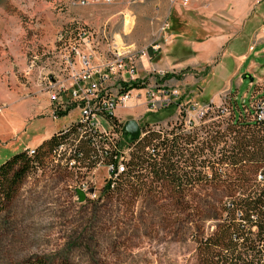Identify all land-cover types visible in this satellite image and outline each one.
<instances>
[{
    "label": "rangeland",
    "instance_id": "374dc122",
    "mask_svg": "<svg viewBox=\"0 0 264 264\" xmlns=\"http://www.w3.org/2000/svg\"><path fill=\"white\" fill-rule=\"evenodd\" d=\"M220 1H229L242 14L257 2ZM189 6L180 0H88L86 4L78 0H0V164L22 151L16 144H6L13 135L9 136L5 117L22 116L21 122H16L20 129L16 139L26 143L41 134L57 133L79 115L80 109L74 107L66 116L52 117V90L58 85L51 87L48 79L50 74L64 78L65 69L78 75L86 66L85 57H74V48L88 56L89 66L92 62L105 66L116 52L124 62L118 68L125 74L133 73L130 67L139 77L173 74L167 87L178 88L183 95L179 101L184 104L187 100L230 103L235 96L230 82L240 105L244 99L249 101L254 88L249 79L243 81L245 70L233 74L235 61L227 45L240 31L238 15L234 9L215 17L194 15ZM253 25L264 29V0L257 5L246 31ZM225 31L228 38L224 42L226 37L219 35ZM80 36L86 37L87 44L81 43ZM92 43L95 50H91ZM156 43L161 48L152 55ZM252 62L254 58H249L248 63ZM255 62L264 68L263 57ZM238 80L243 81L239 87ZM87 84L88 80L74 81L77 89ZM145 92L134 89L117 107L119 125L131 120L145 125L146 114L161 119L175 111L158 106L160 98ZM184 107L179 108L178 116L150 126L164 130L180 126L178 118L188 106ZM230 120L229 116L208 115L186 132L202 131L212 124L225 128ZM62 161L50 156L44 166L34 169L1 213L0 264H17L37 256L75 264H199L191 237L193 224L184 225L181 234L161 228L160 212L144 198L127 202L120 190L105 189L106 167L78 168ZM199 194L207 196L204 191ZM212 223H207L210 232Z\"/></svg>",
    "mask_w": 264,
    "mask_h": 264
},
{
    "label": "trees",
    "instance_id": "16d2710c",
    "mask_svg": "<svg viewBox=\"0 0 264 264\" xmlns=\"http://www.w3.org/2000/svg\"><path fill=\"white\" fill-rule=\"evenodd\" d=\"M172 77L167 74L163 79ZM139 84L134 82L128 89ZM180 103L174 104L179 107ZM174 104L170 108L176 111ZM73 108H61L58 116L68 115ZM102 114L118 131L117 118L109 112ZM240 117L231 118L225 128L212 124L202 131L186 132L181 125L171 130L152 129L150 122L165 117L146 114L145 125L140 124L146 134L133 142L131 159L114 187L105 189L120 190L127 202L144 198L160 212L161 228L181 234L184 225L193 224L191 237L199 264H264V121L247 122ZM82 127L74 123L69 130L44 140L34 154L24 149L0 164V215L26 178L50 156L86 169L116 163L115 157L123 153L121 139ZM200 191L207 196H200ZM17 264L75 263L37 256Z\"/></svg>",
    "mask_w": 264,
    "mask_h": 264
},
{
    "label": "built area",
    "instance_id": "2783aa9c",
    "mask_svg": "<svg viewBox=\"0 0 264 264\" xmlns=\"http://www.w3.org/2000/svg\"><path fill=\"white\" fill-rule=\"evenodd\" d=\"M86 1L88 0H78V2L82 4H86ZM107 1L112 2L114 0ZM180 1L185 6H189L192 2V0ZM261 1L262 0H257V3ZM80 37L81 43H86V37ZM96 48V44L92 43L91 50H95ZM160 48L161 45L159 43L153 45L154 52H159ZM73 50L75 58L82 56L85 57L84 62L86 63V66H83L80 69V73L78 75L76 71L71 72L70 69L64 70V78L60 77L58 74L48 75L51 87L55 84L58 85L52 90L54 92L52 94V117L58 118V111L61 108L65 111L69 107H78L80 112L77 118L70 124L64 126L61 130H69L71 125L74 123L83 124L85 127L93 128L101 134L111 136L112 138L121 139L123 152L122 155H117L115 157V164L104 166L107 168L106 188L109 185L114 187L117 177L120 173L126 170V163H128L131 159V155L128 157V154H130L133 142L139 140L140 138L133 139L131 137L130 139H127V136L130 135L124 134V126L119 125L120 127L117 131L115 126L106 119L104 114H102V111L105 113L109 112L116 117L117 107H119V105L130 96L134 89H145V93L151 98L159 97L160 101L157 103V105L162 108H169L172 104L178 102L181 97H183V95L178 88L169 89L166 84L168 79H163V75L139 77L135 75L134 67H130L131 71L129 70L130 72H133L132 74H125L124 70H120L122 68H118L123 67L124 62L121 59V56L117 55L116 52L113 53L115 56L110 58L106 62L105 66H100L98 64H94L93 62L92 66H89L87 59L88 56L81 54L79 48H74ZM125 68L128 70V67ZM75 80H88L89 84H87L83 89H77L74 87ZM134 82H139L140 84L136 87L128 89V87ZM152 105L155 106L154 103ZM184 106H188L187 112H185V114L182 115L180 119L178 118V120L181 121V126L184 131L195 128L208 115H213L215 118L229 116L233 118V120L238 117L236 114L232 115L233 108L227 102L218 104L214 100L206 103L199 102L198 100H187L185 104L184 102L179 104V108ZM184 108L186 109V107ZM171 118L173 117L169 116L164 120L154 123L155 125H159L160 122L169 120ZM240 118L245 120L259 119L264 121V95L258 98H253L251 102L241 111ZM150 125L151 122L148 127L152 129L159 131L163 129L160 127L154 128ZM85 127H82V129ZM145 134L146 133L142 130L140 137H143ZM26 150L30 154H34L36 147H29L26 148ZM100 166L103 165H98L94 169H97ZM83 187H85V184H83Z\"/></svg>",
    "mask_w": 264,
    "mask_h": 264
},
{
    "label": "crops",
    "instance_id": "0c3cea01",
    "mask_svg": "<svg viewBox=\"0 0 264 264\" xmlns=\"http://www.w3.org/2000/svg\"><path fill=\"white\" fill-rule=\"evenodd\" d=\"M261 2L254 3V8L250 12H247V14L238 13V11L234 9L233 6H230V4L232 3H229V1L223 2L220 0H214L212 3H203L202 1L199 0V1L192 3L189 6L191 10L193 11L192 14L194 15L199 13V14L207 15L209 17H215L216 15H219V14H225V12L228 9H232V10L234 9L235 14L238 15V19H239L238 22L240 23V31L237 32L235 35H233L227 44L228 47H230L231 49L230 56L233 57L235 61V66L232 72L233 74L239 75V73L245 70L246 73L249 72L254 76V81L250 80V87L254 88V92L251 95V98L249 99V101L247 99H244L245 102L243 101L244 103L242 105H240L239 103L237 92L236 93L234 92V84H232V82L229 83L230 92L235 94L234 98L231 99L229 104L231 105L234 113L238 117L241 115V111L244 109V107L248 105L253 98H258L264 95V68L263 66L258 65L255 62V59H257V57L264 58V29H261L260 27L253 25V26H249L250 28L246 31L248 21H251L253 16H255L257 5H259ZM244 15H246V17ZM194 19L196 18L194 17ZM201 28L205 30L203 26ZM227 36H228L227 31H225V33H223L222 35H219V37H222V38L226 37L223 40L224 42L227 40L228 38ZM258 47L262 49L261 51L258 50L259 52H256ZM204 53H207V52L204 51ZM249 58H254V62L249 64L248 63ZM243 76L244 74L242 75V78ZM244 80L246 79L243 78V81ZM243 81L238 80L237 87H239V85L242 84ZM179 110L180 109L178 107L175 113L171 115V117L178 116ZM21 119H22V116L20 117L17 115L16 116L12 115L10 119H7L5 117V120L8 121L9 123L8 131H11L9 136L13 135L12 136L13 139H11L10 142H6V144L8 143H10V145L16 144V148L22 147V150L29 148V147H38L44 140L49 139L55 133V132L53 133L51 132L47 134H41L40 137L36 138L35 140L30 139L29 141L25 143V140L22 139L20 142L19 139H16V137L18 136L20 132V129L18 125L16 124V122L20 123ZM28 127H29V123H26L24 130L26 131ZM1 130L2 129H0V131Z\"/></svg>",
    "mask_w": 264,
    "mask_h": 264
},
{
    "label": "water",
    "instance_id": "95a60500",
    "mask_svg": "<svg viewBox=\"0 0 264 264\" xmlns=\"http://www.w3.org/2000/svg\"><path fill=\"white\" fill-rule=\"evenodd\" d=\"M243 78L254 81V76L249 72L245 73ZM123 130H124V134L130 135L133 139L140 138L142 132L141 126L136 120H131L130 122L125 123ZM79 194L81 196V200H84L85 199L84 193L79 191Z\"/></svg>",
    "mask_w": 264,
    "mask_h": 264
}]
</instances>
